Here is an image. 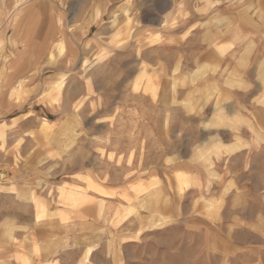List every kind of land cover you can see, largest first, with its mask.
I'll list each match as a JSON object with an SVG mask.
<instances>
[{"label":"rangeland","instance_id":"obj_1","mask_svg":"<svg viewBox=\"0 0 264 264\" xmlns=\"http://www.w3.org/2000/svg\"><path fill=\"white\" fill-rule=\"evenodd\" d=\"M244 3L0 0V62L39 68L0 120V264H264V66L235 80L193 40Z\"/></svg>","mask_w":264,"mask_h":264},{"label":"crops","instance_id":"obj_2","mask_svg":"<svg viewBox=\"0 0 264 264\" xmlns=\"http://www.w3.org/2000/svg\"><path fill=\"white\" fill-rule=\"evenodd\" d=\"M227 2H235L240 0H225ZM244 5L238 11L221 10V15L215 16L217 18H224L221 26H216L215 29H211L209 33H201V37L193 40L201 41L202 43H209L208 46L199 47L200 50H209V58L202 57L199 62H195V65H209V66H220V72H226L227 75L230 73L236 76H243L244 78L234 77L235 80L246 81L250 84L257 80L258 76L264 73V69L259 73V66H264V0H243ZM251 3L255 4L257 8L262 9L261 15H256L254 12L246 10L247 6ZM241 13L238 15L237 13ZM214 23V19H211V24ZM195 35V31L193 32ZM6 34V30H5ZM4 40L6 37L4 35ZM5 45V43H4ZM3 47V46H2ZM21 46L14 49L5 48L2 55V61L0 62V98L13 99L9 100L8 113L6 114L5 109H0V120L7 119L9 112H16L18 110L19 104L16 103L17 94L16 92L20 90V85L22 81L36 82L39 80L35 70L39 68L35 67V63L29 58L31 51L29 48L28 54H23ZM255 48V50H254ZM253 49V54L249 53V50ZM225 53V56H221L220 53ZM5 56V57H4ZM10 59H8V58ZM8 59V60H7ZM204 61V63H202ZM245 67L249 68L248 72L245 73ZM26 69V71H25ZM25 71V72H24ZM220 73V74H221ZM32 87V86H31ZM34 88H32L33 90ZM251 90V89H250ZM261 89L251 90L249 97H261ZM263 96V95H262ZM258 111L255 112V114ZM70 185V184H69ZM17 191L13 193H8L13 199L17 200V209L23 207V203L20 199H17V194L23 190L20 185L15 187ZM88 195V194H87ZM91 199L88 203L81 205L80 207H73L68 203L71 209L61 208L60 213L65 212L64 215L69 216L71 214L73 219L81 221L83 219V213L87 209L95 210L96 206H99L100 198L95 195H88ZM40 200V198H39ZM42 200V199H41ZM40 202L42 203V201ZM52 203L51 200H47ZM30 208L34 211V221L37 217L35 212L36 207L30 205ZM50 206H47V209ZM46 209V208H45ZM46 215V213H45Z\"/></svg>","mask_w":264,"mask_h":264},{"label":"bare ground","instance_id":"obj_3","mask_svg":"<svg viewBox=\"0 0 264 264\" xmlns=\"http://www.w3.org/2000/svg\"><path fill=\"white\" fill-rule=\"evenodd\" d=\"M19 2H20V1L17 2V5L15 4V6H14V9H15V10H14L13 12H15V11H16V8L19 6ZM10 12H11V11H10ZM10 12H9V10H8V15H9V16L12 15V13H13V12H12V13L10 14ZM6 20H7V19H6ZM63 86H64V81L60 84V87H61V88H62ZM56 91H57V90H56ZM59 92H61V90H60ZM0 169H1V168H0ZM2 177H3V176H1V173H0V180L2 179ZM31 198H32V197H31ZM78 200H79V199H78ZM79 202H80V201H79ZM76 204H77V203H76ZM78 205H79V204H78Z\"/></svg>","mask_w":264,"mask_h":264}]
</instances>
